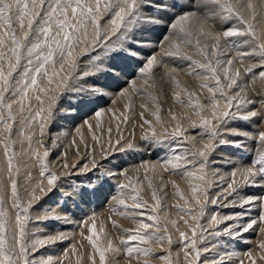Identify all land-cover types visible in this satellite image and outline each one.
<instances>
[{"label":"snow or ice","instance_id":"1","mask_svg":"<svg viewBox=\"0 0 264 264\" xmlns=\"http://www.w3.org/2000/svg\"><path fill=\"white\" fill-rule=\"evenodd\" d=\"M200 2L208 12H211L212 16L218 18L220 24L226 21H236L240 26L228 23L221 31L217 32L215 28L207 26V16L197 15H180L170 25L172 31L168 37V48L165 49L164 55L190 61L191 65L188 68L190 73L195 69L201 70L196 72L197 78L203 81L200 84L202 90L200 95L183 88L178 80L171 77L170 73L167 74L179 90L175 94V101L181 107L193 109L199 118L198 121H189L192 127L201 129L199 146L193 143L194 136L184 135L186 129L182 128L180 118L176 114L169 112L172 120L176 121L175 128L169 131L164 126L160 115V104L152 93L141 94V99L151 101L155 105V111H152L151 115L162 129L160 135L157 134L152 121L144 118V112L140 113L143 120L141 128L148 125V129L144 131L143 139L159 143L163 136L181 144L182 141L178 138H183V142L192 144V147L184 149L182 154L173 155L160 164V167L165 171L171 169L174 174H178L190 182L192 198L199 206L198 213L192 211L189 201L180 191L179 186L174 184V188L175 194L184 200L183 206L176 204L175 207L178 209L184 225L190 229L191 235L180 231L176 220H168L166 212L163 215L158 214L161 208V197L158 195L153 178L147 175V172L155 173L157 166L142 165L147 169L144 179L148 180V188L151 189V199L154 203H150L141 195L142 185L138 183L137 186L132 187V179L122 172L121 174L124 175L128 183L119 184L121 192L117 203L124 209L121 214L129 217L136 228L126 230L129 233L127 238L120 239L119 243L125 246L123 249L115 246L110 238H106V243L102 246L97 239H93L97 232L95 216L91 217L93 220L91 235L85 237L92 246V254L88 258L89 264H110L109 254L118 255L121 251L126 253V264H133L134 260L136 264H141V257L144 258L142 264H149L148 258L155 255L151 245L155 243L163 248L165 242L168 245V249L165 250L166 254L158 258L165 264H174L171 252L173 237L169 230V224L179 233L181 250L184 253V264H227L225 255L220 254L201 261L202 253L209 250L207 247L203 249L198 247V243L203 241L204 234L209 228H213L216 229L210 233L213 237L227 236L232 240L243 241L242 234L253 229L257 220L241 222L238 217H243L244 213L226 214L218 219L217 215L213 213L207 225L202 226L200 221L205 215V205L209 202L216 204L218 201H228L227 204H224L225 207L235 204L240 208H245V206L259 208L261 214L258 219L264 222V193L257 196H249L244 193L243 198H239V189L245 187L264 188V94H260V99L250 98L247 92L248 84H238V80L241 79L240 67L233 65L234 60L237 65H243L245 57L252 58L261 65V70L255 73L248 83L250 84L251 80L257 76L264 78V0H260L258 4H254L252 0H200ZM151 5L152 0H0V125L9 134L5 137L4 142L7 168L5 175L0 177V264H64L65 260H69L68 252H64L62 258L59 256L55 258L52 256L43 257V255L35 256L39 249L54 246L58 241L70 239L65 233L26 240L28 235L26 222L30 218L29 212L33 203L40 199L36 194V189L46 195L47 192L57 187L58 181L57 174L49 170L48 163L51 149L57 145L53 142L50 146H45L44 130L48 120L53 116V109L59 99L57 93L61 88L66 87V81L71 79V73L78 67L79 57L86 54L89 47L95 48L96 42L102 34V20L104 21L103 34L105 37L120 33L117 39L121 40L132 34L130 43L141 45L147 41L138 40L136 34L146 33L152 27L163 23V16L153 17L150 14ZM186 6L178 3L177 0H172L170 5L181 12ZM159 7H168V5ZM249 10H251L250 16L247 15ZM109 13L111 16L105 19ZM237 37H243V39H232ZM189 48L194 50L198 59H194L192 55L188 54L187 49ZM228 48L233 50L234 55L222 61L220 54L226 53ZM106 52L124 53L123 56H114L113 59L116 61L125 60L128 57H140L139 49L125 46V43H121L119 47L110 46ZM22 59H26L27 67H25L22 76L13 80V74L20 66ZM156 66L157 57L150 55L145 58V63L139 69L144 85L149 88L156 86L154 78L155 75H158L154 74ZM172 71H176V68H173ZM244 71L252 73L253 68H245ZM41 76L46 79L47 87L39 82ZM132 88L139 92L135 83ZM204 89L209 94L206 97L207 104L201 102ZM29 93H36L34 99L41 107L34 113L29 111V115L25 119L28 126L39 121L38 131L41 138L36 140L35 144H33L32 136H27L26 139L31 156L36 158V163L41 168L40 175L46 178V187L43 181L34 187L29 182L22 200L17 181L12 179L13 169L17 175L19 174V165L14 163L16 153L10 148V134L15 123L13 105H17L19 112L23 113ZM181 93L186 96L187 103L181 100ZM91 95L102 97L104 92L97 90ZM120 95L127 96L128 94L121 92ZM83 102L93 103L94 101L86 99ZM140 107L145 112L149 111L147 103L141 104ZM28 108H31L30 104ZM130 108L131 100L129 99V103L125 105V113ZM125 113H121L123 123H127L128 120ZM95 115L99 119L103 113L97 112ZM237 120L245 122L249 130L228 127L230 121ZM92 127L93 125L88 123L89 131L92 130ZM251 129H256V131ZM116 130L120 131L119 123L116 125ZM112 131L111 127L107 129L109 148L112 143ZM225 131L253 141L254 156H251L245 164L231 170L230 179L226 180L223 175H220L219 180L224 181V185L218 184L219 194L209 200L208 188L216 179L215 172L210 174L207 170L209 157L215 152L217 146L233 144L240 147L244 143L242 140L223 138L222 133ZM21 135H23V131ZM77 135H80V142L84 143L79 129H77ZM92 139L96 141L98 137L93 134ZM116 143L119 144V139ZM72 144H76L75 139L72 140ZM41 148L44 149L42 153ZM87 148L88 145L85 144V149ZM119 150L123 151L124 149L121 147ZM63 155L66 156L67 153L65 152ZM75 155L77 158H82L79 148L76 149ZM227 163H231V161L229 160ZM92 164L95 166L94 160ZM188 165L193 167L189 168ZM62 166L64 169H76V172L69 171L67 173L69 175L90 171L87 163L77 168L75 163L70 165L65 160ZM181 169L183 171H180ZM112 175L115 173L108 174V176ZM237 176L240 177L239 181ZM102 178L105 182L107 181V177L103 174L101 177H97V179ZM5 181L10 184L12 201L10 207L15 210L12 216H9L4 207L8 198V194L3 191L7 187ZM193 181L195 183H192ZM129 188L127 201L130 202H126L124 190ZM74 190L78 192V189ZM234 193L235 196H233ZM78 194L83 196L86 193L78 192ZM229 196H232L233 199L228 200ZM129 209L132 211H128ZM137 209L144 211L137 212ZM137 216L145 217V219L137 220L135 219ZM185 216L190 217L194 223L189 224ZM47 218L49 217L37 215L33 217V222L35 224L36 221ZM51 218L58 219L59 217L52 216ZM162 220L164 222H161ZM226 221H233V223L225 224ZM221 224H225V226L220 228ZM258 231L264 233V226L260 227ZM161 233L163 234L161 235ZM80 235L84 236V233L81 232ZM132 242H136V244L134 245ZM259 250L258 257H255L251 250L247 251V264H257V260L264 262V242L259 244ZM71 251L73 254L77 252L75 245L72 246ZM96 253L99 254L98 261ZM228 255L231 259L234 254ZM246 260L243 257H238L235 264H246ZM75 264H82L81 256H77ZM111 264H119V262L113 260Z\"/></svg>","mask_w":264,"mask_h":264},{"label":"rangeland","instance_id":"2","mask_svg":"<svg viewBox=\"0 0 264 264\" xmlns=\"http://www.w3.org/2000/svg\"><path fill=\"white\" fill-rule=\"evenodd\" d=\"M177 2L181 5H187L186 7H184L183 12H181L177 8L170 7L172 0H152V11L150 14L154 13L155 16H163L164 19L162 24L152 27L150 31L143 34H136V38L140 41H147V43L141 45H132L130 43L132 34H129L127 38H122L121 40L117 39L120 33L105 37V35L103 34L104 21L102 20V34L99 40L96 42L95 48L93 49L89 47L87 53L79 57L78 67L71 73V79L67 80L66 87L61 88L57 93L59 99L57 100L55 108L53 109V116L48 120L45 127L43 141H49L48 143L50 144L55 142L58 146L60 144L59 140L62 138L63 142L60 145L68 144L72 148H79V150L82 148L80 152L81 154H84H82V158H80V163L77 165V168H79L80 165L87 163L90 171H81L76 175L67 174L70 170L71 172H76V169L70 168L66 170L62 168V164L65 159V156L63 155V153H65L64 150L57 151L55 149V151L53 148L51 149L50 155L48 157L49 170L51 172H55L58 176L57 187L54 188L52 192H47L46 195L40 193L39 189H36V194L39 195L40 199L33 203V207L29 212L30 218L26 222V232L28 233V235L26 236V240H31L33 237L43 238L48 236L47 234L49 233V235H51V233H65L70 237V239L58 241L54 246L39 249L35 253V256L41 257L43 255V257L52 256L53 258L59 256L62 258L63 253L68 252L69 260H65L64 264H75L77 256L82 257V264H89L88 258L92 254V246L85 237L91 235V225L93 223L91 217L93 216H95L94 222L96 224L97 232V235L93 237V239H97L98 242L103 246L106 243V238H110L115 246L123 249L125 246L119 243L120 239L127 238L129 233L126 230H134L136 228V225L129 217L121 214L122 212H124V209L121 208L117 203V200L120 198L121 192V190L119 189V184L128 183V181L125 180L124 175H122L121 173H126L127 176L132 179V187L137 186L138 183L142 185L141 195L144 196L145 199L149 200L150 203H154V201H152L151 199V189L148 188V180L144 179L147 169L145 167H142V165H153L152 163H154L159 168L160 164L163 163L166 159H170L173 155L182 154L184 149L192 147L191 143L183 142V138H178L182 141L181 144H178L176 140H170L164 138L163 136L161 137L159 143L154 140L143 139L144 131L148 129V125H144L143 128H141V125L143 124V120L140 117L141 112H144L145 119L152 121V125L156 128L158 135H160L162 129L156 122L155 118L151 115V112L155 111V105L151 101L141 99V94L152 93L157 97V102L160 104L161 120L163 121L164 126L168 128L169 131L175 128L176 121L172 120L169 113H167L169 117L166 115V117L164 118V114H166L165 112H167V109H173L175 107L178 111H176V115L178 116V118H180L181 126L183 129H186L184 135L194 136L195 141L193 142H195L199 146V142L201 140V129L192 127L191 123L189 122L198 121L199 118L193 109L181 107V105L175 101V94L179 90L176 88L175 83L172 79L169 78L167 74L170 73L171 77H174L175 79H179L178 76L182 77V75L185 74V76L190 79V84H192L193 87L192 88L190 85H188L186 88L200 95L202 91L200 88V84L203 81L197 78L196 72H199L201 70L195 69V71H192L190 73L188 71V68L191 65L190 61L186 60L187 63H184L183 60L176 58L178 61V64H176V66L173 61H171L175 57L164 55L165 49L168 48V41L165 40L166 38L164 34H166V37H169L172 31L170 25L171 23L175 22V20L178 19L180 15H197L202 17L207 16V26L215 28L218 32L223 29L218 26L223 27L228 23L235 25L236 21H226L223 24H220L218 22V18L212 16L211 12L207 11L206 7L201 4L200 0H177ZM252 2L254 4H258L260 3V0H252ZM160 5H168V7H159ZM202 9L204 10L202 11ZM247 15H251V10H249ZM110 16L111 13H109L108 16L105 17V19ZM253 23L255 24V21H253ZM121 43H125V46H131L134 49H136L137 46V48L140 49V57H128L127 59L120 61L114 60V56H123L124 53H107L106 49L110 46L119 47ZM143 45L144 47H142ZM146 45L148 48L146 47ZM191 50L192 49H187L188 54H194L192 55L193 58L198 59L199 57L196 55L194 50ZM231 51L233 52L232 49ZM150 55H155L157 57V66L154 68V74L157 73L158 75H155L154 77L156 81L155 88L149 89L148 86L144 85L139 69L145 63V58ZM233 55L234 52L230 57H232ZM247 58L248 57H245V59ZM236 63L237 62H234V64ZM171 65L173 66V68H176V71H172L173 68ZM236 66H239L241 69V79L238 80V84H248L247 92L249 97L253 99H260V94H264V78H260L259 76H257L254 80H251L250 84L248 82L255 73L261 70V65L256 63V61L252 58H250V60L248 58L247 60H245L243 65ZM25 67H27L26 59H22L20 66L13 74V80L22 76ZM249 67L253 68V72L245 73L244 69ZM165 70L167 71L166 73ZM162 78H164L165 80ZM136 81H140V84H135L136 88L139 89V92L133 90L132 88L133 83ZM39 82L47 87L46 79L43 76L39 78ZM180 85L182 87L185 86L184 83H180ZM97 90H103L104 95L102 97L91 95V93ZM121 92H126L128 95L122 96L120 95ZM35 95L36 93H29V98L27 101H25L26 107L23 113L19 112L17 105H13L15 123L13 124L12 132L10 134V148L16 153L14 163H17L19 165V174L17 175L15 169H13L12 179H15L17 181L18 191L22 200L25 197V188L28 187L29 182L34 187L37 183L43 181L44 186L46 187V178L45 176L40 175L41 168L36 163V158L31 156V150L28 148V140L26 139L27 136H32L33 144H35V141L41 138L38 131L39 121L37 120L31 126H28L27 120L25 119L26 117H28L29 111L34 113L41 107V105L34 99ZM115 95L116 98L112 99V97H115ZM208 95L209 94L207 93V90L204 89L203 95L201 96L202 103H208V100L206 99ZM252 95L254 97H252ZM86 99L94 102H83ZM129 99L131 100V108L128 112L125 113V105L129 103ZM181 100L184 103H187V98L183 93H181ZM143 103H147L149 111L145 112L144 109L140 107V105ZM29 104L31 105L30 109L28 108ZM97 112L103 113V115L100 117V120L96 118L95 113ZM121 113H125L128 116L127 123H123V117L121 116ZM108 116L109 119L107 118ZM73 117H76L77 119H72ZM90 121H92L91 124L93 125L91 131H89L88 127H86V125H88ZM105 122H107V124ZM118 123L120 124L119 132H117L115 126ZM58 125H70L71 128L68 129L70 132L66 128L65 130L67 132H64L66 134H62L61 138L60 136H56L60 134L59 131L56 132V130L60 129ZM82 125L83 127H80ZM109 127H111L113 130L111 133V148H109V137L107 133V129ZM228 127H239L243 130H249L246 123L239 120L230 121ZM77 129H79L80 132H84L80 133L83 136V141L85 140L84 143L80 142V135H77ZM251 130L256 131V129ZM22 131L23 135H21ZM50 132L52 133L50 134ZM93 132L98 137V140L96 141L92 139ZM33 133H35V135H33ZM88 133L90 135H88ZM52 134L57 138H53ZM7 136H9V134L5 132L3 126L0 125V177H3L5 175V170L7 168V160L4 150L5 137ZM222 136L223 138L228 140H242L244 141V143L240 147H237L233 144L217 146L215 152H213L214 154L209 157V164L211 163V165H216V162L224 161L218 157H226V163L228 160L231 161V163H227L229 166L235 165V167H237L239 165L245 164L251 156H254L253 141H249L245 137L236 136L227 131L223 132ZM49 137L50 139L48 140ZM73 137H75L76 139L75 145H73L71 142L74 139ZM117 139H119V144L116 143ZM44 144L46 146V143ZM85 144L88 145L87 149H85ZM121 147H123V151L119 150ZM69 149L70 148L66 150L67 155L70 154L68 152L70 151ZM43 150V148L40 149L41 153L43 152ZM54 151L56 152V154ZM224 152H227L228 154H225ZM212 156L214 157L212 158ZM189 159L192 158L189 157ZM93 160L96 162L95 166H93L92 164ZM209 164L208 169L212 167ZM54 165L55 168H53ZM188 167L192 168L193 166L188 165ZM61 168L65 172H63ZM233 169H230L229 167L227 168V172H231V170ZM180 171H183V169H181ZM208 172L210 174L212 173L210 170H208ZM109 173H115V175L108 176ZM102 174L103 176L107 177L106 182L103 178L97 179V177H101ZM147 175L148 177L153 178L158 195L161 197V208L159 209L158 214L163 215L166 212L168 220H173L177 216V227L180 229V231L187 232L190 236V229L184 225L183 220L180 219L178 209L175 207L176 204H180L183 206L184 200H181L180 197L175 194L176 190L174 188V184L179 186L180 191L184 193L185 198L189 201L192 211L198 213L199 206L195 204V200L192 198L190 182L187 179L182 178L180 175L174 174L173 170L169 169L168 171H165L163 170V168L161 170V167L159 168V170L156 169L155 173L147 172ZM168 175L170 179H167ZM170 176H172V178ZM238 177L239 176H237V180L239 181ZM228 179H230V177ZM217 180L220 181L219 176L216 175V179L208 188L209 200H211L214 195L220 192L217 189V184L221 186L224 185V181L222 183H218ZM5 183L8 185V187L4 188V192H6L9 196L8 198L11 199L10 184H8V182L6 181ZM192 183L195 182L193 181ZM183 185L186 187L183 188ZM256 188L257 187H255L253 190V188L246 187V190H243V193L240 194L243 195L245 192L248 195H260L264 193V188H262V190H259V193H255ZM74 189H78L79 193L86 194L81 196ZM128 191H130V188L124 190L126 202H130L127 201ZM249 191H251V193ZM197 195L199 196V193ZM235 195L236 194L234 193L233 196ZM8 198L6 200H9ZM239 198L241 199V197ZM232 199V196L228 197V200ZM7 202L9 205L7 204ZM7 202L5 203V206H8H6L5 210L7 211L8 209L9 211L7 212L8 214L11 213L9 215L11 216L14 214L15 210L10 207L12 201L9 200ZM227 203L228 201H218L216 204H212L210 202L206 204L205 215L200 221L201 225L206 226L213 213L218 216V219L226 214H248L247 217L240 219L241 222L255 219L257 220V223L254 225L253 229H250L248 232L243 233L242 236L245 237L253 232L251 238L253 243L251 242L243 244V241H240V239L232 240L227 236L213 237L210 235V233L216 229L209 228L204 234L203 241L201 243H198L199 248L203 249L207 247L209 249L207 253H202L201 261H204L206 258L211 259L215 255L220 254L225 255L227 264H235V260L238 257H243L246 260V253L248 250H251L254 256H256L257 254L256 257L260 255L259 244L261 242H264V233H260L258 231L260 227L264 226V222H261L258 219L259 215L261 214V210L259 208H256L254 209L256 210L254 212L250 211L251 209H249V207L247 206H245V208H240L235 204H229L228 207H225L224 204ZM246 209L248 210L246 211ZM42 210H45L46 212ZM49 211L50 213L47 214V212ZM128 211L132 210L129 209ZM136 211L141 212L144 210L137 209ZM54 212L59 213H57L56 215L54 214ZM176 213H178V215ZM37 215H40L42 217L47 216L49 218L41 219L40 221H36L34 224L33 217ZM52 216H57L59 218L53 219L51 218ZM135 219L140 220L145 219V217L137 216L135 217ZM185 219L189 221V224L194 223V221H192L188 216H185ZM73 222L75 223L73 224ZM161 222L164 221L162 220ZM225 224H231V222L227 221L225 222ZM225 224H221L220 228H223ZM169 230L173 237L171 251L172 259L175 262L174 264H184V253L181 250L179 233H177L175 229H172L170 224ZM81 232L84 233V236L80 235ZM162 234L163 233H161V235ZM132 243L134 245L136 244V242ZM73 245H75L77 249V252L75 254H73V252L71 251ZM151 247L153 248L155 255L148 258L149 264H165V262L158 257L166 254L165 250L168 249L167 243L165 242L163 244V248L156 245L155 243H153ZM214 248H218L219 250L217 251ZM174 254H177V258L174 257ZM228 254L234 255L231 256V259H229ZM96 257L98 261V253H96ZM125 259H127V256L123 251H121V253L118 255H113L111 253L109 254L110 264L113 260L118 261L119 264H126L127 260ZM140 259L142 264L144 258L141 257ZM133 263L136 264V261L134 260ZM257 264H264V262L257 260Z\"/></svg>","mask_w":264,"mask_h":264},{"label":"bare ground","instance_id":"3","mask_svg":"<svg viewBox=\"0 0 264 264\" xmlns=\"http://www.w3.org/2000/svg\"><path fill=\"white\" fill-rule=\"evenodd\" d=\"M256 2V1H255ZM152 16L154 15V13H152L151 14ZM155 16V15H154ZM153 16V17H154ZM235 26H240V25H238V23L236 22L235 23ZM218 27H220V28H223V27H225V26H218ZM219 28V29H220ZM218 29V30H219ZM218 32V31H217ZM147 34H149V33H147ZM151 35V34H150ZM143 36V35H142ZM148 36V35H147ZM164 36H165V40H167L168 41V37H166V34H164ZM163 36V37H164ZM144 37V36H143ZM154 37V36H153ZM147 38V37H146ZM151 38V37H150ZM148 39V38H147ZM146 39V40H147ZM234 39H236V40H239V39H243V37H237V38H234ZM139 40V39H138ZM141 40H142V38H141ZM144 40V39H143ZM153 40V39H152ZM165 40H164V42H165ZM150 42V41H149ZM154 42V41H153ZM157 42H158V40H157ZM162 42V41H161ZM160 42V43H161ZM144 44V43H143ZM149 44V43H148ZM161 44H163V43H161ZM164 45V44H163ZM222 45H223V43H222ZM142 47H144V45L142 46ZM141 47V48H142ZM146 47H147V45H146ZM151 47H153V46H151ZM148 48V47H147ZM136 49H138L137 48V46H136ZM143 49V48H142ZM151 49V48H150ZM149 49V50H150ZM189 49H191V48H189ZM140 50V49H139ZM148 50V51H149ZM243 50V49H242ZM191 51H193V50H191ZM162 52V51H161ZM192 53V52H191ZM232 51H231V49L230 48H228L227 49V51H226V53H221L220 54V58H221V60L222 61H224V60H227V59H229V58H231L230 56L232 55ZM192 55H194V54H192ZM248 59V58H247ZM247 59H245V60H247ZM249 60H250V58H249ZM171 61H173V63L176 65V64H178V61H177V59L176 58H174V59H172ZM184 61V63H187V61L186 60H183ZM182 61V62H183ZM234 62H236V61H234ZM234 62H233V65H234V67L237 65V63L236 64H234ZM181 63V62H180ZM255 63V62H254ZM172 66V65H171ZM177 66V65H176ZM180 66V65H179ZM257 66V65H256ZM259 66V65H258ZM172 68H173V66H172ZM158 69V68H157ZM156 69V70H157ZM160 69V68H159ZM155 70V71H156ZM166 70H168V69H166ZM165 70V73L167 72ZM180 71V70H179ZM177 72H178V70H177ZM161 73V72H160ZM114 74V73H113ZM157 74V73H156ZM179 74V73H178ZM116 75V74H115ZM179 77V79L178 78H176V80H178L180 83H184V85L185 86H183V87H187L188 85H190L191 87H192V84H190L191 82H190V79H188L186 76H185V74L184 75H182V77L181 76H178ZM162 79H164V78H162ZM165 80V79H164ZM135 84H140V81H136V82H134ZM159 86V85H158ZM189 86V87H190ZM95 87V86H94ZM142 87V86H141ZM165 87V86H164ZM171 88V87H170ZM193 88V87H192ZM191 88V89H192ZM150 89V88H149ZM191 91V90H190ZM109 95V94H108ZM251 95V94H250ZM252 97H254L253 95H252ZM113 98H116V95H115V97H112V99ZM122 98V97H121ZM125 98V97H124ZM170 99V98H169ZM121 101V100H120ZM119 102V101H118ZM142 102V101H141ZM124 103V102H123ZM168 103V102H167ZM120 104V103H119ZM172 104V103H171ZM168 107V106H167ZM153 109H154V107H153ZM175 109V110H174ZM181 110V109H180ZM67 111V110H66ZM177 109L174 107L173 109H167V112H165L166 114H164L165 116H164V118L166 117V115L169 117V115L167 114V113H169V112H172V113H174V114H176L177 112ZM188 111V110H187ZM183 112V111H182ZM74 113V112H73ZM108 113V112H107ZM66 114V113H65ZM106 114V113H105ZM191 114V113H190ZM74 115V114H73ZM80 115V114H79ZM109 115H111V114H109ZM66 116V115H65ZM64 117V116H63ZM71 117H72V115H71ZM108 119H109V116L107 117ZM110 118H111V116H110ZM72 119H77L76 117H73ZM71 119V120H72ZM171 119V118H170ZM64 120V119H63ZM94 120H96V119H94ZM99 120H100V118H99ZM64 121H66V120H64ZM93 121V120H92ZM92 121H90L89 123H91ZM104 121V120H103ZM171 121V120H170ZM67 122V121H66ZM115 122H116V120H115ZM184 122V121H183ZM106 124H107V122H105ZM187 123V122H186ZM97 124V123H96ZM110 124V123H109ZM184 125V124H183ZM59 126V130H56V132L57 131H59L60 132V134H58V135H56V136H60V138L62 137V134H66V133H64V132H67L65 129L67 128V130L68 129H70L71 127H70V125H58ZM107 126V125H106ZM109 126V125H108ZM116 126V125H115ZM173 126V125H172ZM80 127H83V125L82 126H80ZM86 127H88V125H86ZM73 128V127H72ZM97 128V127H96ZM107 129V128H106ZM51 131V130H50ZM54 131V130H53ZM69 131V130H68ZM55 132V131H54ZM58 132V133H59ZM70 132V131H69ZM98 132V131H97ZM52 132H50V134H51ZM80 133H84L83 131L82 132H80ZM85 133H87V132H85ZM91 133V132H90ZM56 134V133H55ZM71 134V133H70ZM74 134V133H73ZM92 134V133H91ZM93 134H94V132H93ZM189 134V133H188ZM48 135V134H47ZM82 135V134H81ZM86 135V134H85ZM84 135V136H85ZM88 135H90L89 133H88ZM55 135H53L52 134V137L54 138V137H56ZM73 136V135H72ZM71 136V137H72ZM92 136V135H91ZM65 137H66V135H65ZM87 137V136H86ZM85 137V138H86ZM197 137V136H196ZM57 138V137H56ZM59 138V139H60ZM74 139H75V137H73ZM88 138H90V137H88ZM47 139V138H46ZM50 139V137L48 138V140ZM76 140V139H75ZM89 140V139H88ZM85 141V140H84ZM87 141V140H86ZM49 141H47V142H44V143H46V146H50L51 144L50 143H48ZM59 142H60V144L63 142L62 141V138L59 140ZM68 142H70V141H68ZM72 142V141H71ZM193 143H195V142H193ZM59 144V143H58ZM58 145L57 147H55V148H53L54 150L56 149L57 151L59 150H64V152H66V150L68 149V148H70L69 150L70 151H68L70 154L69 155H67V156H65L63 159H64V161L66 160L70 165L71 164H73V163H75L76 165H78L79 163H80V158H77L76 157V155H75V150L77 149V147L76 148H72V147H70L68 144H62V145ZM82 149V148H81ZM81 149H80V151H81ZM55 150V151H56ZM54 151V152H55ZM60 153V152H59ZM67 153V152H66ZM225 153V152H224ZM224 153H222V154H224ZM227 153V152H226ZM225 153V154H226ZM55 154H56V152H55ZM58 154V153H57ZM82 154H84V153H82ZM214 153H212V155H213ZM228 154V153H227ZM59 155V154H58ZM62 155V154H61ZM87 155V154H86ZM90 155V154H89ZM88 155V156H89ZM94 155V154H93ZM55 156V155H54ZM224 156H226V155H224ZM223 156V157H224ZM56 157V156H55ZM214 156H212V158H213ZM228 157H229V155H228ZM101 158V157H100ZM218 158H220V159H222V160H224V161H221V162H216L215 164L216 165H211V163L209 164V165H211L212 167H210V169H208V170H210L211 172H215V175H217V176H220V175H223L224 177H225V179L227 180L229 177H230V172L228 171L227 172V168H229L230 167V169L232 168H234L235 167V165H233V166H229L226 162H225V158L226 157H224V158H221V157H218ZM217 159V158H216ZM229 159V158H228ZM235 159V158H234ZM83 160V159H82ZM226 160H227V158H226ZM58 161V160H57ZM214 161V160H213ZM229 161V160H228ZM61 163V162H60ZM60 163H58V164H60ZM96 163V162H95ZM150 163V162H149ZM241 163V162H240ZM53 164V163H52ZM55 164H56V161H55ZM153 165H156V164H154V163H152ZM63 165V164H62ZM151 165V164H150ZM231 165V164H230ZM243 165V164H242ZM159 166V165H158ZM53 168H55V165H54V167ZM63 168V167H62ZM61 168V169H62ZM160 168V167H159ZM159 168L158 167H156V169L157 170H159ZM217 168V169H216ZM60 169V170H61ZM63 170V169H62ZM67 170V169H66ZM134 170V169H133ZM132 170V171H133ZM161 170H162V168H161ZM164 170V169H163ZM71 171V170H70ZM219 171V172H218ZM63 172H65L64 170H63ZM63 172H62V174H63ZM67 172V171H66ZM136 172H138V171H136ZM218 172V173H217ZM160 173V172H159ZM135 174V173H134ZM136 175H138V174H136ZM132 176H133V174H132ZM171 178H172V176H170ZM239 179H240V177H238ZM167 179H170L169 178V175H168V178ZM185 180V179H184ZM168 181H170V180H168ZM218 181V180H217ZM216 181V182H217ZM7 182V181H6ZM223 181H218V183H222ZM9 184V183H8ZM183 184V183H182ZM189 184V183H188ZM218 185V184H217ZM223 186V185H222ZM7 187H8V185H7ZM186 186H184L183 185V188H185ZM217 189H218V191H220L219 189V187H217ZM243 190L245 191L246 190V187L245 188H242V189H239V192L240 193H243ZM253 190H254V188H253ZM256 192L255 193H259V190H262V188L261 187H257L256 189ZM3 191H5V189L3 190ZM8 191V190H7ZM52 192V191H51ZM250 193H251V191H249ZM39 193V192H38ZM245 193V192H244ZM218 194H219V192H218ZM257 195H259V194H251V195H249V196H257ZM37 196H39L38 194H37ZM9 197V196H8ZM240 197H241V199L243 198V195L242 194H240ZM9 199V198H8ZM178 199V198H177ZM9 200H11V199H9ZM9 200H6V202L7 201H9ZM173 200H175V199H173ZM44 202V201H43ZM227 202V201H226ZM7 204H8V202H7ZM48 204V203H47ZM9 205V204H8ZM8 205H6V206H8ZM233 205V204H232ZM6 206L4 205V207L6 208ZM46 207V206H45ZM247 207H249V206H247ZM56 208V207H55ZM9 209H11V208H9ZM44 209H47V208H44ZM53 209V208H52ZM225 209V208H224ZM237 209V208H236ZM249 209H251L250 211H256V210H254V209H256V208H250L249 207ZM7 211H9L8 209H7ZM42 211H44V212H46L45 210H42ZM170 211V210H169ZM12 212V211H11ZM245 212V211H244ZM32 213V212H31ZM43 213V212H42ZM48 213H50V211L49 212H47V214ZM57 213H59V212H57ZM57 213L56 212H54V214H56L57 215ZM175 213V212H174ZM11 213H9V215H10ZM177 215H178V213H176ZM245 214V213H244ZM41 215V214H40ZM44 215H45V213H44ZM50 215V214H49ZM53 215V214H52ZM175 215V214H174ZM246 215V216H245ZM243 217H238V219H241V218H245V217H247V215L248 214H245ZM12 216V215H11ZM175 217V216H174ZM218 217V216H217ZM72 220V219H71ZM173 220H177V216L173 219ZM73 221V220H72ZM76 222V221H75ZM75 222H73V224L75 223ZM227 222V221H226ZM228 222H231V223H233V221H228ZM42 228V227H41ZM184 229V228H183ZM186 230V229H185ZM47 231H48V229H47ZM48 233V232H47ZM50 234V233H49ZM49 234H47V235H49ZM52 234V233H51ZM58 234V233H57ZM73 234V233H72ZM177 235V234H176ZM252 235H253V232H251L250 234H248L247 236H245V237H243V244L244 243H251L252 242V240H251V238H252ZM254 237V236H253ZM41 238V237H40ZM241 241V240H240ZM253 243V242H252ZM245 244V245H246ZM250 245V244H249ZM216 248V247H215ZM214 248V249H215ZM220 248V247H219ZM215 250H219L218 248L217 249H215ZM58 251H59V249H58ZM214 251V250H213ZM172 252V251H171ZM207 253V252H206ZM209 253V252H208ZM219 253H222V252H219ZM177 254H178V252H177ZM177 254H174V257L175 258H177ZM256 254V253H255ZM180 256H181V254H180ZM256 256H257V254H256ZM255 256V257H256ZM125 260H127V259H125ZM181 260V259H180ZM121 261V260H120ZM175 263V262H174ZM179 263V262H178ZM134 264V263H133ZM180 264V263H179Z\"/></svg>","mask_w":264,"mask_h":264}]
</instances>
